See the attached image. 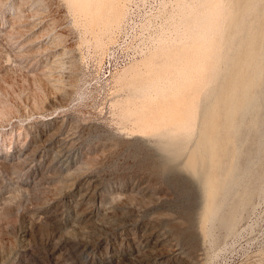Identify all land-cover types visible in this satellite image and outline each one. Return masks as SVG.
Segmentation results:
<instances>
[{"label":"rangeland","instance_id":"rangeland-1","mask_svg":"<svg viewBox=\"0 0 264 264\" xmlns=\"http://www.w3.org/2000/svg\"><path fill=\"white\" fill-rule=\"evenodd\" d=\"M0 264H264V0H0Z\"/></svg>","mask_w":264,"mask_h":264},{"label":"bare ground","instance_id":"bare-ground-1","mask_svg":"<svg viewBox=\"0 0 264 264\" xmlns=\"http://www.w3.org/2000/svg\"><path fill=\"white\" fill-rule=\"evenodd\" d=\"M215 175H216V174H215ZM221 176H222V174H221ZM208 177H209V176H208ZM211 177H212V179H213V175H212ZM215 178H216V176H215ZM217 179L219 180V178H217ZM214 180H216V179H214ZM218 180H217V181H218ZM208 183H209V179H208ZM211 183H212V181H211ZM213 183H215V182H213ZM220 184H223V183L220 182ZM220 184H218V185H220ZM209 185H210V183H209ZM213 186H214V184H213ZM216 187H217V186H216ZM212 188H213V187H212ZM214 189H215V191H216V188H214ZM209 190H211V187L209 188ZM207 191H208V190H207ZM211 191H212V190H211ZM209 192H210V191H209ZM213 193H214V190H213ZM213 193H212V194H213ZM210 194H211V193H210ZM210 194H209V195H210ZM213 196H214V195H213ZM213 196H211V197H213ZM212 199H213V198H212ZM210 201H211V200H210ZM221 201H222V200H221ZM212 202H214V201L212 200ZM212 202H211V203H212ZM219 204H220V203H219ZM218 206H219V205H218ZM219 208H220V207H219ZM216 212H217V211H215V214H216ZM215 214H214V216H215ZM208 215H209V213H208ZM210 216H211V215H210ZM210 216H209V217H210ZM207 217H208V216H207ZM210 218H211V217H210ZM211 219H212V218H211ZM212 220H213V219H212ZM210 222H211V221H210Z\"/></svg>","mask_w":264,"mask_h":264}]
</instances>
